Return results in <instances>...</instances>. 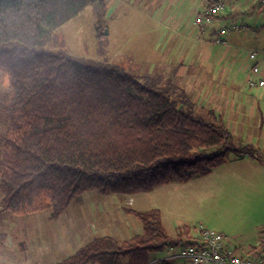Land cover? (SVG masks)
<instances>
[{"label":"trees","instance_id":"trees-1","mask_svg":"<svg viewBox=\"0 0 264 264\" xmlns=\"http://www.w3.org/2000/svg\"><path fill=\"white\" fill-rule=\"evenodd\" d=\"M106 4L0 0V70L8 98L7 129L0 132V214L50 211L56 220L89 191L147 193L211 174L230 156L259 158L251 143H232L216 108L207 114L220 125L197 116V102L173 74L137 78L120 65L46 49L54 32L84 9L96 5L104 14ZM124 211L140 221V233L125 240L96 237L54 264H150L151 255L183 245L196 231L183 226L172 236L158 209Z\"/></svg>","mask_w":264,"mask_h":264},{"label":"rangeland","instance_id":"rangeland-1","mask_svg":"<svg viewBox=\"0 0 264 264\" xmlns=\"http://www.w3.org/2000/svg\"><path fill=\"white\" fill-rule=\"evenodd\" d=\"M105 1L104 14L96 5L88 6L54 32V42L46 49L62 50L79 60L120 65L137 78L159 71L166 77L173 74L177 85L197 102L195 114L206 122L221 124L207 114L221 97L225 98L223 104L244 105L248 117L257 109L255 123L264 117V87L249 85L251 65L246 61L252 52L264 53V9L258 0H226V10L210 18L200 16L208 0ZM98 25L105 34L101 42L96 36ZM6 80L0 70V132L7 129ZM221 112L222 121L233 134L232 143L239 146L251 142L247 134L240 133L238 111ZM250 134L256 138L255 132ZM257 159L230 156L211 174L147 193L103 196L98 191L86 192L56 221L48 223L50 211L38 214L46 225L28 252L18 246L19 235L14 231L17 217H11L9 224L7 218L0 217V264L60 262L96 236L101 237L99 227L108 221L113 222V227L105 228L108 234L129 239L138 234L139 227L142 231V226L125 213L126 208L158 209L164 228L172 236L183 226H204L222 233L232 247L249 255L250 249L264 248V228L259 233L264 226V162L260 164ZM129 221H134L136 228ZM168 251L153 255L166 257ZM175 263L184 264V260L175 259Z\"/></svg>","mask_w":264,"mask_h":264},{"label":"built area","instance_id":"built-area-1","mask_svg":"<svg viewBox=\"0 0 264 264\" xmlns=\"http://www.w3.org/2000/svg\"><path fill=\"white\" fill-rule=\"evenodd\" d=\"M258 1L259 7L264 9V0ZM226 4V0H208L206 11L200 15L205 14L209 18L216 17L226 10ZM197 22H201L200 17ZM258 55L252 52L249 55L250 60H246L251 65V78L249 79L251 87H264V53ZM262 235L264 240V232ZM177 248H169V256L150 260V264L175 261L179 258H182L185 264H264V248H256V252L249 255L245 252L243 254L237 247H232L228 243V238L222 233L204 226L198 227L195 233Z\"/></svg>","mask_w":264,"mask_h":264},{"label":"crops","instance_id":"crops-1","mask_svg":"<svg viewBox=\"0 0 264 264\" xmlns=\"http://www.w3.org/2000/svg\"><path fill=\"white\" fill-rule=\"evenodd\" d=\"M246 2H251V0H246ZM197 58H199V57H197ZM207 66H209V64H207ZM205 89H207V86L205 87ZM219 97L220 96H218V98ZM224 99H225L224 97H221V100L217 102L218 103L216 106L217 110L220 112H221V109H225L226 112H229V111L231 112L233 110L238 111L239 115L237 117L240 119V123H239L240 133L242 135L247 134V139L248 140L251 139L250 140L251 142H249V143L254 145V147L258 150L259 158L257 160L260 159L259 163L262 164V162H264V117L261 116V118H259V120H258V123H255L254 118L257 115V113H256L257 109H255V111L252 112V114L250 115L251 117H248L246 112L244 111V109H245L244 105H241V104L235 105V103L234 104H232V102L227 103V101H226V103L223 104ZM212 105L214 106L213 103H212ZM235 106L237 107V110H236ZM258 110L260 111V113H262V109L260 107L258 108ZM248 122H250L251 125H249ZM252 124H254V125H252ZM253 127H255V129H253ZM236 128H237V125H236ZM233 131L236 132V129L234 127H233ZM250 131H253L256 133L255 139L253 138L254 137L253 134H250ZM0 201H1V196H0ZM105 211L103 212L104 214L113 213L111 211H109L110 213L109 212L105 213ZM40 213H42V212H40ZM38 214L39 213H35L32 215H26V216H20V217H17V219L14 222V225H15L14 231H16V233L19 235L18 246L21 248V250H24L25 252H28L32 248H34V246H35L33 243L34 238L37 237V234H40V235L42 234L41 229L43 230L44 226L46 225V223L43 221V219L38 218ZM101 214L102 213L97 214L96 218L98 219V217ZM0 217L7 218L6 221L9 224L10 218L14 217V216H11L7 213H2V214H0ZM51 221H56V220L50 219V216H49L48 217V223H50ZM120 223H122V222H120ZM127 223L128 224L131 223V226H135V228H136L134 221H132V222L129 221ZM263 224H264V222L261 223V225H263ZM109 227H113V222L108 221L106 224H101L99 227V229H101V231H102L100 236L110 235L105 231V228L108 230ZM263 228H264V226L259 228V233H260V231H262ZM136 231H138V233H140L141 227H139V229ZM176 233H177V231H176ZM110 236H113V235H110ZM250 250H252V249H250ZM168 252L170 254V251H168ZM161 257H162L161 255H156V257H154V255H151L150 260H152V258L155 259V258H161ZM167 262L170 264H176L175 261H167ZM56 263H58V262H56ZM40 264H42V263H40ZM45 264H47V263H45ZM49 264H54V263H49Z\"/></svg>","mask_w":264,"mask_h":264}]
</instances>
